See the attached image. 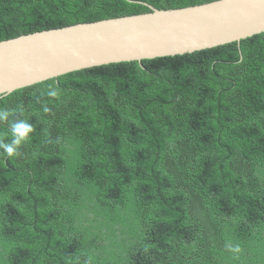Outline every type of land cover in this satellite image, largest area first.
<instances>
[{
	"label": "trees",
	"instance_id": "trees-1",
	"mask_svg": "<svg viewBox=\"0 0 264 264\" xmlns=\"http://www.w3.org/2000/svg\"><path fill=\"white\" fill-rule=\"evenodd\" d=\"M131 1L0 0V41L217 0ZM0 109L34 126L0 155V264H264V32L72 72Z\"/></svg>",
	"mask_w": 264,
	"mask_h": 264
},
{
	"label": "water",
	"instance_id": "water-1",
	"mask_svg": "<svg viewBox=\"0 0 264 264\" xmlns=\"http://www.w3.org/2000/svg\"><path fill=\"white\" fill-rule=\"evenodd\" d=\"M148 7L149 13L0 41V99L72 72L192 54L264 32V0H217L170 10Z\"/></svg>",
	"mask_w": 264,
	"mask_h": 264
},
{
	"label": "clouds",
	"instance_id": "clouds-1",
	"mask_svg": "<svg viewBox=\"0 0 264 264\" xmlns=\"http://www.w3.org/2000/svg\"><path fill=\"white\" fill-rule=\"evenodd\" d=\"M49 97H56L58 95L57 91L54 89H49L47 92ZM43 111L47 113L49 109L45 106ZM9 111L6 109H0V122L8 121L11 139L5 142L0 139V155H5L6 157L13 158L19 154V149L23 144H25L34 132V126L24 119H17L14 121H9ZM229 251L240 252V247L236 245L235 247L228 245Z\"/></svg>",
	"mask_w": 264,
	"mask_h": 264
}]
</instances>
